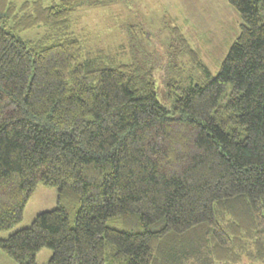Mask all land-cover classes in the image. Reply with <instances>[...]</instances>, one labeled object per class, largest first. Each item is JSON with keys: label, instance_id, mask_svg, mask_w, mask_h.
Listing matches in <instances>:
<instances>
[{"label": "trees", "instance_id": "1", "mask_svg": "<svg viewBox=\"0 0 264 264\" xmlns=\"http://www.w3.org/2000/svg\"><path fill=\"white\" fill-rule=\"evenodd\" d=\"M102 2L0 0V231L38 184L59 193L0 248L20 264L45 247L47 264H264V0H230L243 24L215 75L175 28L166 104L151 70L82 59L71 17Z\"/></svg>", "mask_w": 264, "mask_h": 264}, {"label": "rangeland", "instance_id": "2", "mask_svg": "<svg viewBox=\"0 0 264 264\" xmlns=\"http://www.w3.org/2000/svg\"><path fill=\"white\" fill-rule=\"evenodd\" d=\"M55 1L44 0V3L51 5ZM242 24L230 0H103L96 6L79 8L71 17L70 32L83 42L82 59H96L109 66L132 63L137 68L151 70L158 98L166 104L165 81L173 75V67L185 65L175 28L199 50L215 75L239 36ZM47 32L41 25L17 35L25 41H36ZM58 195L57 187L38 184L27 202L22 221L0 231V239L29 227L38 214L55 209ZM68 210L73 221L74 207L68 206ZM108 225L121 228L117 218L109 219ZM52 255L53 250L45 247L37 253L35 262L47 264ZM0 264L20 263L0 248Z\"/></svg>", "mask_w": 264, "mask_h": 264}]
</instances>
